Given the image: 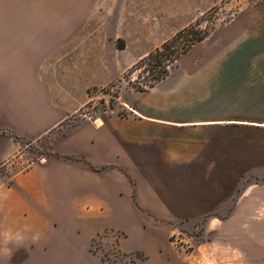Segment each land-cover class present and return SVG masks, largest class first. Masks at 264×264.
<instances>
[{
  "label": "crops",
  "instance_id": "0c3cea01",
  "mask_svg": "<svg viewBox=\"0 0 264 264\" xmlns=\"http://www.w3.org/2000/svg\"><path fill=\"white\" fill-rule=\"evenodd\" d=\"M5 4L0 167L8 173L0 174L7 197L0 198V229L33 225L43 232V254L61 256L58 264H91L92 242L106 231L123 236L125 254L159 255L171 252L169 237L179 227L205 223V238L239 248V224L253 221L255 182L264 179V120L200 113V104L164 100L152 88L126 116L74 124L89 90L108 84L90 53L94 41H84L81 52L83 25L33 22L30 7ZM247 79L249 89L264 90V69ZM48 135L53 151L16 172L23 143ZM26 243L13 250V264L17 254L31 253Z\"/></svg>",
  "mask_w": 264,
  "mask_h": 264
},
{
  "label": "rangeland",
  "instance_id": "374dc122",
  "mask_svg": "<svg viewBox=\"0 0 264 264\" xmlns=\"http://www.w3.org/2000/svg\"><path fill=\"white\" fill-rule=\"evenodd\" d=\"M4 1L10 6L14 1L17 9L30 7L33 22L83 25L81 52L87 48L84 41H94L90 53L93 49L97 66H104L108 84L89 90L87 105L72 117L74 124L82 117L126 116L129 106L152 89L148 85L153 75L135 66L190 26H195L193 31L184 34L178 44L200 31L208 32V37L184 53L168 77L153 88L163 92L164 100L200 104V113L264 120V90L256 85L249 89L247 84L248 71L264 69V0ZM52 142L50 135L24 142L15 171L42 163L53 151ZM7 173L1 166L0 174ZM255 185L253 221L239 224L244 264H264V179L257 177ZM204 231L205 223L190 229L179 227L169 237L171 252L159 255L125 254L120 249L123 236L106 231L93 240L91 255L86 257L91 264L92 260L96 264L191 263L188 258L197 256L200 244L213 241L204 237ZM30 246L31 253L17 254L14 264H58L61 256L43 254V235L37 242L30 239Z\"/></svg>",
  "mask_w": 264,
  "mask_h": 264
},
{
  "label": "clouds",
  "instance_id": "9594fccd",
  "mask_svg": "<svg viewBox=\"0 0 264 264\" xmlns=\"http://www.w3.org/2000/svg\"><path fill=\"white\" fill-rule=\"evenodd\" d=\"M0 198L6 199V193H0ZM218 223V221L212 222L209 231H214ZM42 235L41 231L34 230V226L30 224L0 229V256L7 255L10 260L14 249L23 247L29 239L37 242ZM198 251V257L188 258L191 260V264H244L245 254L239 248L230 244L225 245L220 241L201 245ZM0 264H3L2 260H0Z\"/></svg>",
  "mask_w": 264,
  "mask_h": 264
},
{
  "label": "trees",
  "instance_id": "16d2710c",
  "mask_svg": "<svg viewBox=\"0 0 264 264\" xmlns=\"http://www.w3.org/2000/svg\"><path fill=\"white\" fill-rule=\"evenodd\" d=\"M196 25H199V21ZM194 27L190 26L188 29L179 32L173 40L164 43L135 66V69L143 68L145 72L153 75V80L149 83L148 88H153L157 83L165 80L169 75L170 68L177 60L194 45L204 41L208 37V32L200 31L191 36V38H188L184 44H178L184 34L193 31ZM141 91L146 92L147 90L141 89Z\"/></svg>",
  "mask_w": 264,
  "mask_h": 264
}]
</instances>
